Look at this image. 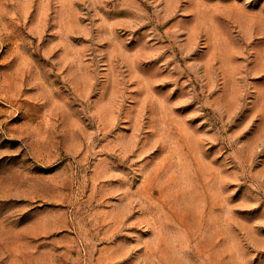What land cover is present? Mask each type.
Masks as SVG:
<instances>
[{"label":"rangeland","instance_id":"374dc122","mask_svg":"<svg viewBox=\"0 0 264 264\" xmlns=\"http://www.w3.org/2000/svg\"><path fill=\"white\" fill-rule=\"evenodd\" d=\"M0 264H264V0H0Z\"/></svg>","mask_w":264,"mask_h":264}]
</instances>
